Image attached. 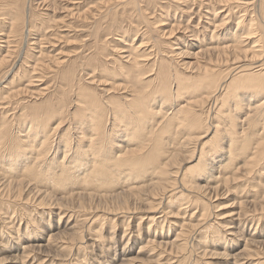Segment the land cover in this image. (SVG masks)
I'll return each mask as SVG.
<instances>
[{"label":"bare ground","instance_id":"6f19581e","mask_svg":"<svg viewBox=\"0 0 264 264\" xmlns=\"http://www.w3.org/2000/svg\"><path fill=\"white\" fill-rule=\"evenodd\" d=\"M186 1L188 2V0H184V2ZM189 1L192 5L196 4L198 6V13L195 12L198 15V21L195 25H198L197 30H194V27L193 29H189L186 25H182L180 27V23H171L168 24L169 27L167 30L161 29L160 33L161 35L165 34L171 37V40L166 42V44L172 47L171 50L175 52L174 54L176 55L186 53L187 48L189 47L197 48V50L193 53V56L196 57L195 61L198 63L197 70H195V78L193 81L191 79H189L191 81H184L185 79L182 78L177 79L178 76L175 78L169 77L171 76L169 71V73H167L169 80L161 81L159 80V76L162 75L163 65L161 61L163 60V55L160 53L161 55L158 54V57L154 58L151 62L147 61L144 63L147 57V55L144 54V50L147 47L143 49V44L151 40H149V38L142 39L141 37L138 44H136V42L133 43L136 40V35L141 28L139 27V24L135 25V27L132 24L131 19L137 15L143 17L142 11L144 9L140 7V1L109 0V2L114 4L116 2L117 5L115 7L120 6L118 7L120 8V12L118 10L112 11V13L108 12L107 16H111V18L116 20L121 19V17L124 16L123 19H126L128 22L126 27L128 29L133 26L135 27L133 29L132 38H130V36H126V31L123 30V28L117 30L121 32L119 35L120 37H116V34H114L115 36H106V39L112 37V40L119 42H122L123 40L120 39L125 37L131 39L130 42L123 41V46L120 48H117L115 45H112L111 47V51H114L115 53L118 52L116 56H114L115 61L119 62L118 67H124V72L121 75L120 81L118 83L104 82L106 80L108 81L107 78L110 74L112 75V71L109 73L107 70L110 68L108 66H104L103 61L99 59L101 64L98 65L101 66L102 72L105 71L109 73V76H100V78L105 79L98 80V76H93L96 72V67H94L92 69V74H86V78H89L87 79L88 82H85V85L84 83L76 85L77 101L79 99L81 103L80 105L78 101L77 107L75 108L77 117L76 123L78 125L76 129L79 130L78 132L80 134L77 136V142H75L77 145L74 149L75 152H73L76 156L72 158L73 160H71L70 163L68 162V169L64 168L65 170L62 169V173H59L58 171L59 174L54 176L49 175V171L51 169L56 170V167L60 166L56 163L54 164L55 161L53 162L54 159L52 156H47V158L43 157L50 155L52 152L54 156L55 152H59L60 145L57 144L53 151L48 154L52 148L53 139L50 141V138L52 136V132H54V128L49 134L48 131L44 132L48 122H45V118H43V116H45L46 119H49L54 115L59 114V112H61V107L54 105V110L51 109V111H48L45 114L35 113V115L25 118V122H28V126L24 125V128L27 127L26 130L19 129L20 131H18V129H15V132H17L16 136L19 137L16 141L18 143L16 144V148H14L15 143L11 140L12 135L10 136V130L7 121L5 120L6 116L3 115L0 119V162L1 160H7V166H9V168L6 169V171L11 169H13V171H19V174L15 175H19L21 179L15 181L16 179L12 180L11 178H4L6 175L0 177L1 200L3 198L9 202L13 201L18 193L13 194L12 190L15 189V186L17 187L24 182H26V187L32 182L39 181L42 184H48L49 186L57 188H62L66 186V184L68 185L70 181L71 183L79 181L84 186L90 187H93L95 183L96 185L94 186V190L96 188L97 190H100L99 192H102L101 194L99 193V195L107 196L106 189L114 186L115 181L117 180L123 179V183L126 184L128 180L129 182L138 181L139 178L148 176L149 179L145 178L148 180L146 185H131L128 189L130 192L134 193L142 192V190L148 187L159 189V193L155 192L154 195L150 196L151 201H148V204L144 209L145 214L139 217V219H148V222H150L147 227H145L147 228V238L144 240V244L139 246L134 257L121 258L120 264H162L160 261L165 258V254L168 255L171 251L176 252L177 249L182 252L189 243L188 239L193 241L196 240L197 237H199L200 241H202L204 245L207 244L206 240L210 244L218 243V240L221 241L219 236L220 229L218 230V227L223 229L226 234H229L232 237L237 234L240 226H242L241 229H244L246 228V225L249 227L254 225L252 231H255L256 227L260 224V221L264 218V204L261 202V200L264 199V195L258 197L259 200L255 201L251 199L243 200L244 207H242L240 201L239 205L241 207L239 206V209H231L226 213H215L213 215L214 220L208 224L204 222L207 217L204 212L208 209L205 202L203 204V210L197 218V221L199 222L196 223H199L198 225L190 223V221L185 222L182 218L183 221L181 222V225H179L180 230L176 232L174 238L171 240H168L167 238V240L164 241L156 240L158 236H161L162 230L165 228L164 225L172 221L167 218L174 216L173 213L175 212H172V210L170 211L169 206H175L178 202L180 206L182 203V199H179L181 194L176 196V192H174L176 184L180 187V191L183 189L187 190L188 188L195 190L193 191V193H195L194 195L193 193L191 195L187 193L185 196L188 200L189 198H192L191 202L193 204L196 203L197 205L201 199L200 197L204 196L203 193V196H200L201 194L198 192V189L202 187L201 185L196 186L193 182L192 184L190 183L191 180L188 179V172V175L183 173L184 171L180 175L178 170L179 168L171 170V167L174 166L176 152L183 151L186 148H189V146H192L189 153L194 154V151H197V155H195L196 162L194 165H197L198 172L196 175L191 177L195 178L194 176H197V179H202L215 184L213 186H210L209 184L207 185L212 189L214 188V190L225 188L228 191V184L234 183L238 180V174H250L251 171L255 170V172L258 171L261 174H258L260 177L264 175V170L262 171V169L260 170L258 168L264 164V0H246L242 2H237L236 0ZM184 2L179 1L178 3L181 4ZM4 5H0V14L7 15L4 17L8 21L6 22V26L9 30L7 33L0 32V38L5 44L3 47L0 46V48L5 49V53L3 55L0 54V67H3L6 61H10V57H12L14 55L13 53L18 50L14 33L17 32L19 24L22 23L21 28L26 25V29L24 31L27 32L25 34L27 41L24 47L26 50L23 49L17 52V59H15L17 62H14L13 65L11 64L12 66L9 69L12 71V68L16 66L15 64L20 63L19 69L23 68L24 71V66H27L26 62L28 59L35 57L41 58V49L35 51L34 47H39L41 39L45 35L38 39V37L42 35L43 31L39 28L38 31L33 32L34 29L32 30V28L34 25L30 24V17L28 18L29 20H22L20 12L12 13L10 10L7 12V6L3 7ZM7 5H9V8L12 7L10 4ZM101 8L102 6L97 8L98 10L96 11L98 13L91 12L92 16H95L97 13L96 18L94 19L98 20L103 17V15H101ZM247 10H251V13H253L248 17V19H246L248 16ZM236 11H242L243 13L238 15V20L235 22V30L230 31L229 21ZM68 13L70 15L74 14L72 12ZM75 15H77V12ZM157 22H161L162 24L163 20L159 19ZM4 23L5 22L3 21V24ZM98 23L99 22L93 21L92 27H99ZM0 31L2 30L0 29ZM177 31H182V35L176 34L178 33ZM30 32H33L34 34L36 33V35L29 38ZM183 33L185 38L183 37ZM186 33L188 35H186ZM106 34L111 35L112 33L107 32ZM29 39L31 41H29ZM28 41L29 43H27ZM43 41L45 40L43 39ZM46 42L48 41L46 40ZM31 45L37 46L32 47ZM35 52L39 53V55L35 56ZM158 52L159 51H157L155 55H157ZM98 54L100 53L97 52V55ZM39 58H37V60L35 59L36 61L33 62V65H30L31 72L28 71L30 74L28 75L27 84L41 79V75H37V73H39L38 69H42V66L45 64ZM52 60H54L57 65L66 61V59H63L62 57H55V59ZM190 63L193 64L192 62ZM145 65H148V70L145 69ZM222 66L224 67L222 68ZM112 67L110 70H113L115 65ZM8 70L5 71L3 68L2 74L8 72ZM147 71H151L150 74H153V78L149 80L142 78V75L147 73ZM150 74H147L144 77H147ZM163 75L165 74L163 73ZM113 80L114 78L112 81ZM92 83H96L98 85L101 84L103 86H107L109 84V87L106 89L105 87L100 89L101 93L105 94L104 96L102 95V98L97 97L95 91L90 85ZM3 88L6 89V85H4ZM19 89L21 91V88ZM44 89H46V87L36 90L38 91L35 92L36 96H39L40 94L38 95V93L44 91ZM6 90L8 98H6L7 100L5 103L7 104L10 103L9 97L12 98V96L17 95V91L14 92L13 95L12 92H10V88H7ZM218 90L220 93L217 96L216 91ZM25 92H27V90ZM112 93H115L116 95ZM196 93L199 95H197L199 98L197 99V97H195L191 100L190 98L195 96ZM207 103L212 106V117L214 121H209V123H207L208 125L204 128V123L207 121L208 115L205 117V120L204 118L202 119V117L199 116L200 111L198 107H200L199 105L202 106ZM211 106L209 107L211 108ZM2 108L0 109L2 110ZM243 108L245 110L242 114L243 116L237 115ZM202 128L204 130H202ZM32 129L34 130L32 134L35 136H32V134H29L28 132ZM72 129L74 132L75 127L73 126ZM210 132L211 136L208 139L211 143H209V146L204 147L206 141L208 140L205 139L203 141L202 139L206 136L208 137ZM39 136L41 138H38ZM28 138L30 139L28 140ZM62 140L64 141L63 144L69 141L67 140L66 135L65 137H62ZM197 142L200 144V147L196 145ZM19 146L20 148L29 147L30 155H25V152L22 153L23 149H19ZM72 148L73 146H67V149L64 150L65 152L67 151V156L69 155L68 152ZM9 150L14 152L10 158L9 155L8 157L7 155H4V152ZM213 159L215 161H213ZM238 159L243 160V162H241L243 163V166L240 163L238 166ZM216 160H219V162H216ZM43 163H47L46 166H42ZM217 164L218 169H216ZM75 168L83 171L81 175L82 177L77 176L79 172L77 174H71ZM216 170L217 174L215 175ZM67 171L69 172L67 173ZM206 174H209V176L207 175V177ZM235 174H237V176ZM44 178L46 181H43ZM132 183H127V185ZM212 189L207 190L206 188V191L203 190V192L205 191L204 193L207 195L210 194L208 198H205L206 200L211 199ZM250 189L252 191V188ZM92 193L87 194L95 196ZM140 194L144 193L135 195L139 196ZM147 194L144 195V199L148 197ZM214 194L216 196L215 191ZM174 196L176 198L175 200H172ZM167 197L170 199L166 200ZM41 200L42 199L40 198L39 201ZM188 200L185 199V201ZM163 201L165 204H169L167 208L161 206ZM9 202H7L6 206ZM131 202H133V200ZM135 205L136 203L132 206ZM159 207L162 208V214L156 216L155 214H151L154 213L153 208L156 209ZM134 208L135 207H129L127 205L122 206L119 209H121L124 213H134ZM196 211L197 210L194 209V212H191V214L188 215L189 220L197 217V214H194ZM63 214L64 213L59 214V220ZM71 216L74 218L75 214H69V220ZM11 217H8L10 220L7 222H11ZM86 218L87 217L82 219L83 222L87 220ZM220 218H223V220H220ZM101 219H103V217ZM69 220L65 222L64 226L66 227V225H68L67 229H70L71 231L69 230L70 233H66L71 236L68 238L70 239L69 241H73L74 239H77V237L74 236L77 230V228H74L76 222L69 225ZM141 221L137 222L135 229H133L134 227H131L130 230L128 229L129 231H126L127 228L124 229L123 234L121 235V238L125 240L123 246L127 245L130 240L132 243L135 241L136 238L132 239L134 233H136L138 237L141 236L140 231L144 229V227H141L143 223V221L142 223ZM5 222L6 220L4 218L3 224ZM10 224L11 225H6L7 230L12 229L13 231H11L13 233L15 232V242L20 244L21 241H24L20 244V248L21 256L22 258H25V262L31 259V262L36 261V263L33 264H46L48 262L52 264L55 257L50 256L49 252L43 253V246L49 243H52V246H56L57 243L60 244V242H63L60 239V233H63V231H60L58 226H53L54 228L50 226L53 232H48V234H50L47 237V240L45 239L46 243L43 245V243L36 241L38 237L41 239V235L31 232V229L28 230L26 227L24 230L19 231V227L13 228L14 226H12V223ZM174 224L178 226L177 223ZM212 225H216V228L213 227L216 233L215 236L213 235L214 232L212 234H206V232H204L205 234L200 236V228L204 226L207 231L210 226V228H212ZM157 227H159V232L156 230L158 229ZM0 230V237H2L4 229L2 228ZM261 234L264 235V231ZM245 239L243 247L232 256L233 264H242L239 260L251 259V257L254 256H259V260L256 262L257 264H264V236L255 239ZM8 244L11 243L8 241ZM61 244L58 246L60 247ZM11 246L13 245H7V249L12 248ZM110 247L111 246H108L107 249ZM194 250L196 249H193V251ZM83 256L85 257L84 254ZM168 260L170 259L167 258V262L164 261L163 264H167ZM185 260L183 259V261ZM79 261H81V263L77 262L75 264H82V262H84L83 259H79ZM68 263L70 262L68 261ZM194 263L195 262L192 264ZM59 264H64V262Z\"/></svg>","mask_w":264,"mask_h":264},{"label":"rangeland","instance_id":"374dc122","mask_svg":"<svg viewBox=\"0 0 264 264\" xmlns=\"http://www.w3.org/2000/svg\"><path fill=\"white\" fill-rule=\"evenodd\" d=\"M138 1H140V4H139L141 5L140 7L144 10L142 11L143 17L137 15L131 19L132 24L134 26L139 24V27L141 28L139 30L140 33L138 32V34L136 35V40L133 43L136 42V44H138L140 42L141 37L142 39L149 38V40H151L143 44V49L147 47L144 50L145 52L144 51L143 52L148 57V58L146 57V61H144V63H146L147 61L151 62L154 58L158 57V54L159 55L162 54L163 60L161 62H162L163 67H162V75L159 76V80L168 81L169 77L175 78L178 76L177 79L182 78V79H185L184 81H188L189 79H191L193 81L195 78L194 76L196 75L195 70H197V65H198V63L195 61L196 57L193 56V53L197 50V48L189 47L187 48L186 53H180L176 55L174 54L175 52L171 50L172 47L166 44V42L171 40V37L165 34L161 35L160 31L161 29L167 30L169 27L168 24H171V23L172 24L180 23L179 24L180 27L182 25L183 26L186 25L189 27V29L190 28L193 29L194 27V30H197L198 25L197 26L195 25L197 24V21H198V17H197L198 15L195 12L198 11V6L196 4L192 5L189 0H188L189 3L187 1H186L187 3L184 2V0H174V1L172 0H138ZM179 1L180 2L183 1L184 3L179 4L178 3ZM236 1L242 2L246 0H236ZM1 4L2 5L5 4L3 7L7 6V12L9 10L12 13L20 12V16L22 20L30 19V24L34 25V27L32 28V30L34 29L33 32L38 31L39 28L40 30L43 31L42 35L39 36L38 39L42 38L43 35H45L44 37L46 39L44 37L41 39V44L39 45V47H34L37 45H31L32 47L35 48L34 49L35 51H38V49L39 50L41 49L42 51L41 58L35 57V58H31L32 60L28 59L26 62L28 67L24 66V71H23V68L19 69L20 63L15 64L16 66H14L11 71L9 68L13 65L14 62H17V60H15L17 59V52L25 49L24 47L27 41L26 36H25L27 32H24L26 29V25L25 27L21 28L22 23L19 24L17 32L14 33L18 50L15 51V53H13L14 55L12 57H10L11 59V60L9 59L10 61H6L3 67H0V70H1L0 72V83H1L0 85V89H1L0 90V108L3 107L2 110L0 109V111L4 112V113L0 112L1 113L0 119L3 117V115L6 116L5 120L7 121L9 130H10V136L12 135V139L11 138L10 139L15 143L14 148H16V144H18L16 141L18 140L19 137L16 136L17 132L15 131L17 129L18 131L23 130V129L26 130L27 127L24 128V125L28 126V122L27 123L25 122V118H27L28 116L35 115V113L45 114L48 111H51V109L54 110V105L55 106L58 105L61 107V112H59V114L57 115H54L55 117L53 116L49 119L48 118L46 119V117L43 116V118H45V122L46 123L48 122V124H46L47 127L44 130V132L48 131V134H49L52 132L54 128L53 131L57 133L56 134L52 132V136L50 138V141L53 139L52 148L50 149L48 154H50V152L53 151V149L56 147L57 144L60 145L59 152H55L54 156L52 152L50 155H46V157H43V158H47V156L48 157L52 156V158L54 159V160L52 159L53 162L55 161L54 164L56 163L60 166V167H56V170L51 169L49 171L50 172L49 175L54 176L56 174L62 173L63 172L62 169L63 170L68 169L67 167H69V163L71 162V160H73L72 158L76 156L73 154V152H75L74 149L76 148V145H77L75 144V142H77V136L80 135L78 132L79 130L76 129L78 125L76 123L77 117H76L75 108L77 107V104L79 101V99L77 101L76 88H75L76 85L83 84V83L85 85V82H88L87 79H89V78H86L87 77L86 74L87 73L92 74L93 73L92 69L94 67H96L95 68L96 72L93 76H98L99 77V79L97 77L98 80L105 79V78H100V76L101 77H105L107 75L109 76V73L112 71V75L110 74V76L107 78L108 81L106 80L104 82L106 83L117 82L118 83L121 79L122 73L124 72V67L123 66L122 68L118 67L119 62L115 61V58H114V56H116V54L118 53L117 52L118 50L116 49L117 53H115L114 51H111V47L112 45H115L117 48H120L121 46H123L122 44L123 41L130 42L131 40L130 38L133 37L132 36L133 31H134L133 29L136 26L130 27L129 28L130 31H129V29L126 27V24L128 22L126 21V19H123L124 16H122L121 19H118V20L111 18V16L108 17L107 16L108 12L112 13V11H115V10H118L120 12V8H118L120 6L115 7L117 5L116 2L114 4L112 2H109V0H0V5ZM7 4L12 5V7L9 8V5ZM183 4H186V5H183ZM99 6H102L101 15H103V17L96 20L94 18H96V14L98 13L96 10H98L97 8ZM157 7H160V8H157ZM68 12L70 13L72 12L74 14L70 15ZM76 12H77V15H75ZM91 12L92 13L97 12V13L95 14V16H92ZM242 13H243L242 11L240 12L236 11V13L234 12L232 18L229 21L230 31L235 30V22L236 20H238V15ZM247 14L248 16L246 15L247 16L246 19H248V17L251 16L253 13H251V10H247ZM4 16H7V15L0 14V29L2 30L0 32L7 33L9 28L6 26V22L8 21L5 19ZM159 19L163 20L162 24L161 22H157ZM3 21L5 22L4 24H3ZM93 21L99 22L98 23L99 27H96V28L92 27ZM121 28H123V30L126 31L125 32L126 36H130L129 39L128 37L122 38L120 39V40H123L122 42L112 40V37L106 39V36L107 37L115 36L114 34H116V37H120L119 35L121 34V32L117 30ZM33 32L32 33L30 32L29 38H31L32 36L34 37L36 35V33L34 34ZM107 32H111L112 34L107 35L106 34ZM177 32L178 33L176 32L175 33L178 35H182L181 33L182 31L180 32L177 31ZM186 35L188 34L186 33ZM183 37H184V33H183ZM43 39L45 41H43ZM46 40L48 42H46ZM29 41L31 40L29 39ZM29 41L27 43H29ZM4 45L5 44L2 42V39L0 38V46L3 47ZM0 50H2L0 51V54L3 55L5 53V49L0 48ZM157 51L159 52L157 53V55H155ZM97 52H99L100 54L97 55ZM35 53H36L35 56L39 55V53L37 52ZM55 57L56 58L62 57L63 59H66V61L62 64H58L59 65L58 66L55 63V61L52 60V59H55ZM37 58H39L45 64L44 66H42V69L41 68L38 69L39 73H37V75L38 74L41 75V79H38V81H33L32 83L27 84L28 75L30 74L28 73V71L31 72L30 65H33V62L36 61ZM99 59L103 61L104 66H108L110 69L113 65H115L114 69L107 70L109 73L105 71L102 72L101 66L98 65V64H101L99 62ZM190 62H192L193 64H191ZM223 67L224 66H222V68ZM3 68L5 71H7L8 69L10 71L8 70V72L2 74ZM145 69L146 70L149 69L148 65H145ZM169 71H170L171 76L168 77L167 73H169ZM150 72L151 71H147V73L142 75V78L146 80L153 78V74H150ZM163 73L165 75H163ZM147 74H150V75H148L147 77H144ZM113 78L114 80L112 81ZM4 85H6L7 88H10V92H12L13 95H14V92L17 91V95L12 96V98L9 97L10 103H7L8 105L5 103L7 100L6 98H8V95L6 93L7 88L6 89L3 88ZM90 85L95 91V94L97 95V97H100V98H102V95L103 96L105 95L101 93L100 89L103 87H105V89L109 87L108 86L109 84L107 86H103L101 84L98 85L96 83H92ZM43 87H46V89L38 93V95L40 94L39 96H36L35 92H38L36 90H39L40 88H43ZM19 88H21L22 92L20 91ZM26 90L27 92H25ZM28 91H32L33 93L28 92ZM219 93H220L219 90L216 91L217 96ZM112 94H115V93H112ZM197 95L198 94L196 93L195 96H192V98L190 99L193 100L195 97H197ZM198 98L199 97H197V99ZM199 106H200L198 107L200 111L199 116L202 117V119L204 118L205 120V117L208 115V119H207L208 122L206 121L204 123V128H205L208 125L207 123H209V121L210 122L214 121L212 117L213 116L212 106L211 104L209 105V103L204 104L202 106L199 105ZM207 106L208 107L211 106V108L209 107L208 109ZM243 112H245L244 108L240 110L237 115L243 116L242 115ZM73 126L75 127L74 132L72 129ZM202 130L204 129L202 128ZM28 132L29 134H32L34 130L32 129L31 131H28ZM65 135L67 136V140L69 141L63 144L64 141L62 140V137H65ZM32 136H35V135L32 134ZM210 136H211V132L209 133L208 137L206 136L207 138L204 137L202 140L204 141L206 139L209 141L208 138ZM38 138H41V137L39 136ZM29 139L30 138H28V140ZM208 141H206V144H205L206 146L204 145V147L209 146V143H211V141L209 142ZM196 145L200 147L199 146L200 144H198V142L196 143ZM67 146H70V147L73 146V148L68 152L69 153L68 156L66 155L67 151L66 152L64 151L65 149H67ZM191 147L189 146L190 149L186 148L183 151L176 152L175 159H174V166L171 167V170L179 168L178 170H179L180 175L183 171H184L183 173L185 174H187L188 172L190 176V177L188 176V179L191 180L190 183L192 184L193 182V184H195L196 186L201 185L202 187L198 189V192L201 194L200 196H203V195L204 196L200 197L201 199L199 200L197 205L196 203L193 204L191 202L192 198H189L188 200L185 196L187 195V193L191 195L193 191L195 190H193L192 188H188L186 190V189H183L182 187L183 190L180 191V187H178L176 184L175 189H174L175 191L174 190L173 191L176 192V196H179L181 194V197L179 199L180 200L182 199L181 200L182 203L180 206L178 202L177 205L175 206L171 205L170 207L169 204L167 205L163 201L161 206L166 207V208L169 206L170 211L172 210V212H175L176 214L173 213L175 217L173 216V217L167 218L168 220L170 219V221L171 220L172 221L170 223H167L166 224L167 226L164 225L165 228L162 230L161 236H158V238L156 239L157 241L159 240L164 241V240H167V238L168 240H171L172 238H174L176 232L180 230L179 225H181V222L183 221V219L185 222L190 221V223H194L198 225L199 223H196V222H199L197 221V218L199 217L198 215L203 210V204L205 202L208 206L207 207L208 209L207 211L204 212L205 215L207 216L204 222L208 224L209 222H212L214 220L213 215L215 213H221V212L226 213L227 211L231 209H239L241 207L239 205L240 201L242 202V203L240 202V204L242 205V207H244L243 200L251 199L255 201V200H259L258 197L264 195V175L260 177L261 174L258 171L255 172V170L251 171L250 174L249 173L248 174H238V178H237L238 180H236L237 182L235 181L234 183L228 184V188H227L228 191L225 188L214 190V188L212 189L211 187L207 185L209 184L210 186L211 185L213 186L215 184H212L211 182H208V181H204L202 179H197L196 178L197 176H194L195 178H192L193 175L197 174L198 168H197V165L196 166L194 165L196 162L195 155H197L196 153L197 151H194V154H190L189 151L191 150ZM18 148L21 149L22 147L20 148L19 146ZM22 149H23L22 153L25 152L26 153L25 155H28V154L30 155L29 147H23ZM13 154L14 152L10 150L4 152V155H7V157L9 155V158ZM241 159H238L237 161L238 166L240 164L243 166V163H241L243 162V160ZM213 161L215 160L213 159ZM216 162H219V160H216ZM46 164L47 163H43L42 166H46ZM8 168L9 166H7V160L5 161L1 160L0 162V175L1 176L0 177H3L6 175L4 178H8V179L11 178L12 180L16 179L15 181L21 179L19 175H15V174H19V171H13V169L6 171V169ZM258 168L260 170L262 169L263 171L264 164H262ZM258 168H255V169H258ZM216 169H218V164L216 165ZM68 172L69 171H67V173ZM77 173H78L77 176H81L83 171L77 170L75 168L73 172H71V174H77ZM216 174H217V170L215 171V175ZM207 175L209 176V174H206V176ZM235 175L237 176V174ZM45 178L43 179V181L44 180L46 181ZM145 178L149 179V177L147 176V177L139 178L138 181L129 182L128 180L127 183L134 182L129 185H127V183L126 184L123 183L122 181L123 179L117 180L115 181L114 186L106 189L108 191V192L106 191L107 196L99 195V193L101 194L102 192H99L100 190H97L96 188L94 190V186L96 185L95 183L93 187H90V186H84L79 181L74 182V183L72 182L73 185L70 181L68 185L66 184V186L62 188L49 186L48 184H44V183L42 184L39 181L32 182L30 183V185H27V187H26V182L22 183L21 185H18L17 187L15 186V189L12 190V193L13 194L18 193V195L14 198L13 201L10 200L11 202H9V201L4 200L3 198L1 200L0 198V218H1L0 219V229L2 228L4 229L3 235L2 237H0V264H33V263H36V261L31 262V259L25 262V258L24 257L22 258L20 244L24 241H21L20 244H17L15 242V237H14L16 236L15 232L13 233L12 229L7 230L6 225H11L10 223H12V226H14L13 228L19 227L18 228L19 231L24 230L26 227L28 228V230L31 229V232L41 235L40 236L41 239H39L38 237L36 241H39V243H43V245L46 243L47 237L50 234V233L48 234V232L50 231L53 232L50 226H52V228H54L55 226H58V229L60 231L61 230L63 231V233H60L61 236L59 235L61 237L60 238L61 241H63V242H60V244L62 243L61 246L59 247L58 245L60 244L58 243L56 244V246H52L53 245L52 243H49L43 246V253L49 252L50 256L56 258V259L54 258L52 264H59L61 262L62 263L64 262V264L65 263L75 264L77 262L81 263L79 259L80 260L83 259L84 262H82V264H101V263L102 264H120L121 258L134 257L136 255L135 253L137 252L139 246L143 245L145 242L144 240H146L147 238V230H146L147 228L145 227H147L148 223H150L148 222V219H139V217L145 214L144 209L146 205L148 204V201H151L150 196L154 195L155 192L159 193L158 192L159 189L152 188V187L145 188L144 190H142V192H138V193L130 192L128 190L131 185L133 186H140L141 184L146 185L148 183V180ZM90 184H93V183H90ZM206 188L207 190L212 189L211 191L212 196H211V199L209 200L205 199V198H208V196L210 195V194L207 195L206 193H204L206 191ZM250 188H252V191ZM203 190L205 191L203 192ZM213 190L215 191L216 196ZM87 193H92L95 196H91ZM139 193H144V194H140L139 196L135 195ZM110 194H115V195H110ZM145 194L148 195L146 199H144ZM194 194L195 193H193V195ZM169 197H167L166 200L170 199ZM40 198L42 199L41 201H39ZM175 198L176 197L174 196L172 200H175ZM185 199L188 201H185ZM132 200L133 202H131ZM7 202H9V204L6 206ZM261 202L262 204H264V199H262ZM134 203H136V205L132 206ZM127 205L129 207H135L134 208L135 212L134 213H131V212L124 213L122 212L121 209H119L120 207L127 206ZM194 209L197 210L194 213V214H197V217L195 219L192 218L191 220H189L188 215L191 214V212H194ZM153 210H154V213H151V214H155V216L162 214L161 213L162 208L160 207L156 209L153 208ZM62 213H64L65 216L64 214L61 215V218L59 220L58 216L59 214H62ZM73 213L75 214L76 218L75 217L73 218L71 216L69 220L68 215L73 214ZM101 216L103 217V219H101L102 218ZM8 217H11L10 223L7 222L10 220ZM85 217H87L86 218L87 220L83 222L82 219H84ZM4 218L6 220L5 222L6 224L5 223L3 224ZM33 220L35 224L33 223ZM68 220L70 222L69 225H72L76 222V225L74 228L75 229L77 228V230L74 236L77 237V239H74L73 241H69L70 239L68 238L71 236H69L66 233V232L70 233L71 230L69 229L70 230L69 231L67 229L68 225H66V227L64 226L65 222H67ZM141 220L143 221L144 224L142 223ZM220 220H223V218H220ZM139 221H141L142 223L141 227H144L143 229L144 231L143 230L140 231L141 236L138 237L137 234L134 233V236H132V239L136 238L135 241L132 243L130 240L127 245L123 246L125 240L121 238V235L123 234L124 229L127 228L126 231H129L131 227H134L133 229H135V226L137 222ZM173 221H177V222H173ZM174 223H177L178 226L175 225ZM1 225H2V228H1ZM215 226L216 225H212V228L213 227L216 228ZM210 227L207 229V231H206V228H204V226L200 228L199 229V231L201 230L200 236L205 234L204 232H206V234H210V233L212 234L214 232L213 235L215 236L216 235L215 229L213 228L214 229L213 231V229ZM253 227L254 225H252L251 227L246 225V228L241 229L242 226H240V229H238L237 234L234 235V237H232L229 234H226L223 231V229L218 227L217 229L218 230L220 229L219 236L222 242L218 240V243L210 244L206 240L207 244L204 245V243L200 241L199 237H197L198 240L196 239L193 241L191 239H188L189 243L187 244V247L185 248V250L183 249L182 252L178 251V249L176 250V252L171 251V253H168V255L165 254V258H163L160 262H162L163 264V262L166 261L167 258H169L170 259L168 260L169 264H192L193 262H195L194 264H203V263L205 264H233L232 256L234 253H236L239 249L243 247L245 240H246L245 238L255 239V238H261L264 236L261 234L264 231V218L260 221V224L256 227L254 232L252 231ZM157 228L158 229L156 230L159 232V227ZM7 240L13 245L11 247L14 249L12 248L7 249L8 248L7 245L8 246L11 245V244H8ZM33 243H37V242H33ZM108 246H111V247L107 249ZM193 249H196V250L193 251ZM83 254L85 255V257L83 256ZM183 259L184 260L186 259V260L183 261ZM258 260H259V256H254V257H251V259L250 258L247 260L241 259L239 261L242 262V264H248V263L257 264L256 262ZM68 261L70 263H68ZM46 264H50V262Z\"/></svg>","mask_w":264,"mask_h":264}]
</instances>
